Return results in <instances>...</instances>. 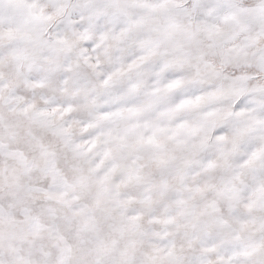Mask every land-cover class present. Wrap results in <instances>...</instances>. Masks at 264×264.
Returning a JSON list of instances; mask_svg holds the SVG:
<instances>
[{"label": "snow or ice", "instance_id": "6c2138e0", "mask_svg": "<svg viewBox=\"0 0 264 264\" xmlns=\"http://www.w3.org/2000/svg\"><path fill=\"white\" fill-rule=\"evenodd\" d=\"M0 264H264V0H0Z\"/></svg>", "mask_w": 264, "mask_h": 264}]
</instances>
